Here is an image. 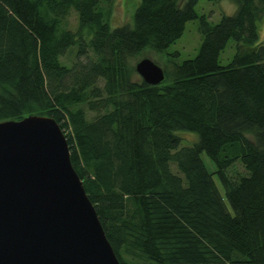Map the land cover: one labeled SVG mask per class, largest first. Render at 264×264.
Segmentation results:
<instances>
[{"label": "trees", "instance_id": "obj_1", "mask_svg": "<svg viewBox=\"0 0 264 264\" xmlns=\"http://www.w3.org/2000/svg\"><path fill=\"white\" fill-rule=\"evenodd\" d=\"M196 1L137 0L112 26V0H0V120L55 119L120 264H264V0H232L214 22ZM193 18L194 56L158 84L133 78L130 59Z\"/></svg>", "mask_w": 264, "mask_h": 264}, {"label": "water", "instance_id": "obj_2", "mask_svg": "<svg viewBox=\"0 0 264 264\" xmlns=\"http://www.w3.org/2000/svg\"><path fill=\"white\" fill-rule=\"evenodd\" d=\"M132 67L147 84L164 78L145 56ZM54 120H0V264H120Z\"/></svg>", "mask_w": 264, "mask_h": 264}, {"label": "rangeland", "instance_id": "obj_3", "mask_svg": "<svg viewBox=\"0 0 264 264\" xmlns=\"http://www.w3.org/2000/svg\"><path fill=\"white\" fill-rule=\"evenodd\" d=\"M137 0H112L110 3V22L111 25H119L120 23L130 22L131 16L130 13L134 8V2ZM195 5V12L200 14H205L207 20L210 22H214L215 20L219 19L221 14L227 13L231 14L235 7V3L232 0H197ZM74 14L70 13L68 16L65 17V27L66 28H73L75 26V18ZM197 19L193 18V20H189L184 22V29L181 32V36L178 39L167 47L163 52H155L153 51H143L142 54L138 55L139 57L145 56L150 58L152 61L154 60L158 66H160L163 70H167L169 72L172 69V63L175 61L181 62L184 58H191L194 56L195 51H197L200 41V34L197 32ZM257 34L258 40L260 42H264V15L260 17L257 21ZM225 48L221 50L218 57L219 64H225L226 60L230 59L233 55L235 50V42L232 40L226 41ZM73 56L72 50L66 53L64 56L60 58L64 64H69L70 59ZM135 57L130 59V63L134 64ZM133 78L139 79L138 74L134 73ZM86 112V118L90 119L93 115L91 112ZM195 133L188 132H179L178 136H180L181 144L185 145L188 142H194L196 140ZM200 158L203 160V166L209 172H211L213 168V161L205 156L204 153H200ZM240 168L238 167V170ZM215 174L212 173L211 177L214 179L215 187L218 189L220 195H223V188H221L220 183L218 182L217 178L214 176Z\"/></svg>", "mask_w": 264, "mask_h": 264}]
</instances>
